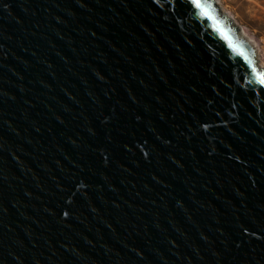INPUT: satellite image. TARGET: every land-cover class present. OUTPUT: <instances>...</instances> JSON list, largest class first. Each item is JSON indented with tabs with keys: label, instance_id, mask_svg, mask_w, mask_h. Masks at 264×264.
<instances>
[{
	"label": "water",
	"instance_id": "obj_1",
	"mask_svg": "<svg viewBox=\"0 0 264 264\" xmlns=\"http://www.w3.org/2000/svg\"><path fill=\"white\" fill-rule=\"evenodd\" d=\"M197 3L0 0V264H264V71Z\"/></svg>",
	"mask_w": 264,
	"mask_h": 264
},
{
	"label": "rangeland",
	"instance_id": "obj_2",
	"mask_svg": "<svg viewBox=\"0 0 264 264\" xmlns=\"http://www.w3.org/2000/svg\"><path fill=\"white\" fill-rule=\"evenodd\" d=\"M230 13L234 22L243 28L258 50L257 59L264 69V0H214Z\"/></svg>",
	"mask_w": 264,
	"mask_h": 264
},
{
	"label": "bare ground",
	"instance_id": "obj_3",
	"mask_svg": "<svg viewBox=\"0 0 264 264\" xmlns=\"http://www.w3.org/2000/svg\"><path fill=\"white\" fill-rule=\"evenodd\" d=\"M214 1V0H213ZM215 2V1H214ZM216 5V3H215ZM217 6V5H216ZM218 9L219 10H222V13H226L223 15L224 18H226L227 16V20H230V25H233V28L236 29L237 28V32H238V35L241 37L243 36V38L247 39V41H249L252 45H254V41L251 40L250 38H248V35L247 32L243 29V28H240L239 26H237V24L234 22L233 18L230 16V13L228 11H226L225 9L223 10L221 7L218 6ZM258 50L256 49L255 52H254V59H255V64L257 65V67H259L262 71H264L263 67L261 66V63L259 62V60L257 59V54Z\"/></svg>",
	"mask_w": 264,
	"mask_h": 264
},
{
	"label": "snow or ice",
	"instance_id": "obj_4",
	"mask_svg": "<svg viewBox=\"0 0 264 264\" xmlns=\"http://www.w3.org/2000/svg\"><path fill=\"white\" fill-rule=\"evenodd\" d=\"M192 2H193L194 4H196L197 7H200V6H201L199 3H197V0H192Z\"/></svg>",
	"mask_w": 264,
	"mask_h": 264
}]
</instances>
